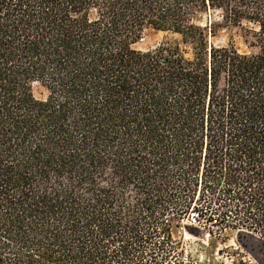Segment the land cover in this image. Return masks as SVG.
<instances>
[{
	"label": "trees",
	"instance_id": "16d2710c",
	"mask_svg": "<svg viewBox=\"0 0 264 264\" xmlns=\"http://www.w3.org/2000/svg\"><path fill=\"white\" fill-rule=\"evenodd\" d=\"M190 210L264 241V0H0V264L168 263Z\"/></svg>",
	"mask_w": 264,
	"mask_h": 264
},
{
	"label": "rangeland",
	"instance_id": "374dc122",
	"mask_svg": "<svg viewBox=\"0 0 264 264\" xmlns=\"http://www.w3.org/2000/svg\"><path fill=\"white\" fill-rule=\"evenodd\" d=\"M209 20L221 23L217 14H211L210 18L207 15H199L195 23L206 27ZM248 28L247 24L239 27L222 24L217 33L210 36V43L219 47L234 46L241 53L250 52L247 45ZM166 42L180 43L183 49H189L182 44L180 35L153 29L144 32L135 48L144 52L152 51ZM33 92L37 99L46 98V91L39 84L33 86ZM194 214L197 212L190 210V214L184 219L173 221L172 235L178 244V250L174 259L163 264H264L263 240L245 232L237 233L210 227L197 215L196 221H193Z\"/></svg>",
	"mask_w": 264,
	"mask_h": 264
},
{
	"label": "built area",
	"instance_id": "2783aa9c",
	"mask_svg": "<svg viewBox=\"0 0 264 264\" xmlns=\"http://www.w3.org/2000/svg\"><path fill=\"white\" fill-rule=\"evenodd\" d=\"M192 220H193V221H196V217H195V216H194V217H192Z\"/></svg>",
	"mask_w": 264,
	"mask_h": 264
}]
</instances>
